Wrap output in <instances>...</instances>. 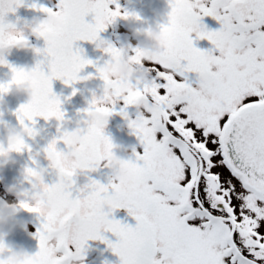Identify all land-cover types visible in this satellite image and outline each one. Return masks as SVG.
Listing matches in <instances>:
<instances>
[{
	"label": "snow or ice",
	"instance_id": "6c2138e0",
	"mask_svg": "<svg viewBox=\"0 0 264 264\" xmlns=\"http://www.w3.org/2000/svg\"><path fill=\"white\" fill-rule=\"evenodd\" d=\"M178 2L186 5L178 9L183 20L165 27L168 49L145 65L148 81L103 112L100 128L82 150L80 168L62 171L64 183L49 186L57 215L42 219L35 233L37 264L83 261L87 242L98 238L101 225L126 251L120 264H264V0H235L236 11L222 9L223 0ZM113 4L116 11H106ZM24 6V0H0V49L4 33L16 25L6 17ZM30 7L55 14L63 24L32 69L40 75L34 99L14 113L36 132L38 119L66 116L53 82L72 86L85 68L95 67L77 44H104L100 33L118 15L119 5L116 0H59L57 11ZM205 17L215 19L220 30L207 31ZM194 33L196 40L213 45L220 57L215 67L201 62L213 51L194 47ZM108 51L120 50L110 45ZM0 64H5L2 57ZM192 73L205 75L207 84L199 88L196 79L193 86ZM136 97L143 98L147 111L130 120L127 109ZM117 114L128 120L142 147V153L134 151V161L127 160L137 183L123 195L92 179L78 187V175L96 172L114 147L105 128ZM25 147L31 152L30 145ZM89 196L112 200L107 219L90 218L75 233L58 227L65 213ZM119 209L134 218V228L112 218Z\"/></svg>",
	"mask_w": 264,
	"mask_h": 264
},
{
	"label": "clouds",
	"instance_id": "9594fccd",
	"mask_svg": "<svg viewBox=\"0 0 264 264\" xmlns=\"http://www.w3.org/2000/svg\"><path fill=\"white\" fill-rule=\"evenodd\" d=\"M165 3L169 9L164 14L166 23L157 21L153 25H147L139 14L119 6L118 15L113 22L108 24L107 28L117 20L138 25L132 31V36L137 43L134 47L129 46L128 50H120L115 54L108 51L111 44L104 43L97 47L103 55L109 58L102 66L95 67V76H78L73 81L72 86L83 85L91 97L86 102V106L78 113L80 118L75 121L74 129L68 131V125L72 121L67 120L64 115L53 116L45 123L54 121L57 135L51 139L46 147L35 152L32 148L29 152L25 146L29 145V140L34 141L39 133L33 132L32 129L20 122L14 115L15 112L12 115L17 121L16 126L5 123L3 117L6 112L5 98L8 96L23 97L24 102L20 106L31 104L36 95L34 82L40 79V75L34 73L33 68L7 67L6 65L9 64L6 60V54L15 48L30 52L34 57H42L45 52L44 47L32 46L29 37H35L38 41L43 40L45 45L62 31L63 24L55 14H46L43 19H34L31 23H25L19 27L15 25L14 28L4 33V46L0 49V57L3 58L5 64H0V67L8 68L11 78L7 82L0 83V124H3L4 127L3 137L0 138V174L6 168L16 165L15 156L27 153L28 159L21 170L19 183L6 188L7 194L13 196L14 201L9 202L0 198V264H37L38 258L35 254H28L23 249H14L7 243L8 236L16 227L27 229L28 222L17 221L16 218L22 212L34 214L44 220L57 215V209L48 195L50 185L46 183V177L54 173L56 176L55 183L62 185L64 181L60 173L62 171L72 172L80 168L83 157L82 150L91 133L100 128L103 112L110 110V105L117 103L120 98L131 96L135 91V85L148 81L150 73L145 71V65L154 62L160 55L166 53L169 39L164 29L171 24L182 22L183 17L178 9L186 6L179 3L178 0H165ZM113 5H109L106 11H116ZM221 8L236 11L237 5L235 0H223ZM219 59V55L213 52H208L200 58L201 62L209 68L215 67ZM13 68L22 74L14 72ZM97 78L103 82V87L90 88V82ZM206 84L207 77L200 74L197 77V86L203 88ZM76 94L77 89L74 88L71 95L75 96ZM129 107L134 108L136 114L141 116L147 111L142 97L133 99ZM58 144H63L64 150H58ZM113 150L114 147L109 154L105 155L102 166L110 172L108 184L111 191L115 195H123L137 183V174L127 160L115 155ZM134 151L135 149L132 150L133 154ZM2 179L3 177L0 175V180ZM29 208H34L36 211L29 212ZM111 211L112 200L110 198L89 196L69 209L65 213V223L58 227H67L70 233H75L79 224L90 218L106 220ZM105 233H110V229L106 225H101L98 229V238L89 241L107 245V248L119 258V261L126 258V251L122 246L117 245L116 242L109 246L105 242ZM46 247L51 250L53 245L46 242ZM53 258H57L55 253ZM58 258L64 259L63 256ZM78 264H85V259Z\"/></svg>",
	"mask_w": 264,
	"mask_h": 264
},
{
	"label": "rangeland",
	"instance_id": "374dc122",
	"mask_svg": "<svg viewBox=\"0 0 264 264\" xmlns=\"http://www.w3.org/2000/svg\"><path fill=\"white\" fill-rule=\"evenodd\" d=\"M29 1L32 4L33 3L37 4L38 7L45 3V0H29ZM116 3L122 9H125L127 11H132V12L139 14L146 21L147 25H153L157 21L161 22V23H166V19L164 18V14L167 11H169V9L165 3V0H116ZM113 7H115V5H113ZM53 9L55 11L57 8L54 7ZM43 18H44V13L37 11L30 18L24 19V21L19 26H23L25 23H31L32 20H34V19H43ZM204 20H206L207 22H203L202 24L205 26L207 31H213L214 32V31L218 30L217 27L218 28L220 27V24L215 19H213L212 17H209V18L207 17ZM135 27H138V25L129 24V23L122 21V20H117L113 25H111L104 32H102V33L110 32L111 28H112L115 31L114 38H112L110 40V39H108V36L105 34L103 41L106 44L113 43L114 44L113 46L119 50H128L129 46L134 47L135 44L137 43V41L132 36V31ZM100 35H101V33H100ZM29 38H31L33 40V42H35L37 44V47L43 48L45 46L41 40L38 41L35 39V37H29ZM193 40H194V47H196L197 49H199L201 51H206V52L213 51V45L208 40H206V39L196 40L195 34H193ZM77 46L83 49L84 58L87 60L94 53L99 54V52H100L98 50L97 46L95 44H92V43L83 42V43L79 44V42H78ZM213 53L217 54L214 51H213ZM24 54L31 55L30 52H25V51L18 50L15 48L11 49V51L6 54L7 63L9 65H11L13 67H17V68L24 67V68L30 69V68L35 67V65L31 64L30 61H28V62L26 61ZM103 57L105 58V60H107L109 58L106 55H103ZM39 59H41V57H39ZM10 78H11V73H10L9 69L4 68V67H0V83L7 82V80H9ZM189 82L193 83V86H196L194 83L195 80H191ZM74 86L75 87H72L71 90H69V92H68L67 107H64V108L62 107L63 110L67 111V113L73 111L75 106H79V91H78L79 85H74ZM74 88L77 89V94L75 96H72L71 94H72ZM69 97H71V99H69ZM11 98L14 101L11 102L12 106H10V107H8L9 104L6 102L7 103L6 104V112H5V116L3 117V121L5 123L11 125V126H16L17 121H16L15 117H12V113L15 112L17 109L14 107L20 106L18 104L19 101L24 102V98L23 97L17 98L15 96H11ZM15 100H18V101H15ZM129 109L135 111V109L132 107H129ZM130 117H129V119H130ZM115 124L120 125L122 123L119 121ZM69 126L70 125H68V127ZM44 127H45V125H44L43 119H38L37 125H36L37 132L40 133L41 131H43ZM123 129H124L123 130L124 133L127 134L128 128L123 127ZM3 134H4V127H3V124H0V138L3 137ZM40 137L41 136H38V138L36 137V139L34 141L29 140L30 142H32L31 148L33 149V152L38 151V148H37L38 144L42 143V141H43ZM52 138H53V136H50L48 138V143L51 141ZM60 146L62 148H64L63 144H60ZM128 155L129 156L120 157L119 154H117V156L120 157L121 159H124V160H130L131 159L134 161V157L130 153H128ZM14 158L17 161L16 165L6 168L3 171V173L0 174L3 177V179L0 180V196L9 202L14 201V197L7 194L6 188L8 186L16 184V183L13 181L12 177H9L8 174L12 175L16 179L20 178V173H21L22 168L24 167V165L27 162L28 154L24 153L23 155L15 156ZM11 168L14 170L13 172L12 171L10 172ZM77 179H78V181H80V184L78 187L83 186L85 183L88 182L89 179L95 180L98 183L105 185V186H107L109 183V181H107V185H106V183L101 180V178L97 174V172L79 174ZM53 181H54L53 178H51V179L46 178V183H48L49 185L53 184L52 183ZM120 210H122V209H120ZM91 242L93 243L92 246H94L93 250H90L89 252L85 253V259L97 260L96 255H95L96 253H98V251H97L98 246L97 245H100L101 243L96 242V241H91ZM28 245L29 246H35L38 249V240L37 239L35 240V237H34V238L29 240ZM102 249H103V245H102ZM95 251H96V253H95ZM26 252L30 253L32 251L30 249H27ZM113 264H120V261H115V263H113Z\"/></svg>",
	"mask_w": 264,
	"mask_h": 264
},
{
	"label": "flooded vegetation",
	"instance_id": "af4514ba",
	"mask_svg": "<svg viewBox=\"0 0 264 264\" xmlns=\"http://www.w3.org/2000/svg\"><path fill=\"white\" fill-rule=\"evenodd\" d=\"M58 3H59V0H45V3L39 7L37 4H35V5L37 6V9L43 7V8H48V9H51L52 11H54L53 8L54 7L57 8ZM57 10H58V8L55 11H57ZM37 11L38 10H36L31 15L24 16L23 18L20 19L19 23L16 25L17 26L21 25V23L24 21V19L30 18ZM45 15L46 14L44 13V16ZM205 18H207V17H205ZM87 20H88V22H91L92 17L89 16L87 18ZM203 22H207V21L204 20V21H202V23ZM219 28L217 27L218 30L217 29L216 30L219 31L220 30ZM105 34L108 36V39L111 40L115 36V31L111 28L110 32L101 33V35H100L101 40L104 39ZM29 40H30L32 46L37 47V44L35 42H33V40L31 38H29ZM41 41H42V43H44L43 40H41ZM81 43H83V42H79V44H81ZM111 45H114V44L111 43ZM24 57L26 58L27 62L30 61V63L34 64V65L39 60V57L34 58V56L32 54L31 55L24 54ZM94 57H99L102 60V65L106 62V60L103 57V55L101 54V52H99V54L94 53L88 60H91ZM45 71H47L46 68H45ZM80 75L82 77L83 76H89V75L95 76L96 75L95 67L90 66V67L85 68V70ZM196 79H197V76L195 73L189 74V81L196 80ZM77 85H79V90H78L79 91V106H75L73 111L67 113L66 110H63V108L67 107V103H68L67 98H68L69 90H71V88L75 87V86L67 87L59 80L53 82V92L55 95L60 97V99L62 101V107H63L62 110L66 113L65 118L67 120L72 121V123L69 124L70 126L68 127V131H72L74 129L75 121L80 118L78 113L80 112L81 109H83L86 106V102L89 101L91 98L89 92L87 90H85L83 85H81V84H77ZM89 87L90 88H102L103 82L97 78L94 81L90 82ZM12 101H14V100H12L11 96H8L5 98V102H7L9 104L8 107L12 106V104H11ZM15 101H18V100H15ZM21 103H23V101L22 102L19 101L18 104L20 105ZM14 108H18V107H14ZM118 111H119V109H117V112ZM127 113H128V117L131 116L130 119L136 118V111L130 110L128 108ZM12 117H15V116L12 115ZM119 121L122 124L116 125L115 123H117ZM44 125H45V127L43 128V131H41L38 134V136H41L40 138L43 140L42 143L38 144V147H37L38 151H40L44 147H46V145L48 144V138L50 136L55 137L57 135V133L55 132L54 121L49 122V123H45V121H44ZM123 127L128 128L127 134L124 133ZM105 135L107 137H109L111 142L113 143V145H114L113 151H114L115 155L119 154L120 157H123V156H129L128 153H130L134 157V155L132 153L133 149H135V151L138 153H142V147L140 146L139 140L132 133V130L128 127V120H125L121 115L117 114V115H113L109 118L108 124L105 128ZM38 136H37V138H38ZM28 143L30 144V147H32V142L29 141ZM57 148H58V150H61V151L64 150V148H62L60 146V144L57 145ZM11 171L13 172L14 170L11 168L10 172ZM96 172L100 176L101 180L103 182H105L107 185V181L110 180L109 170H107L103 166H101L100 168L97 169ZM8 175H9V177L13 178V181L15 183H19L20 178L16 179L12 175H10V174H8ZM46 178H48V179L53 178L54 181L52 183H54L56 181V176L54 173L51 174L50 176H47ZM76 182H77V186H79L80 181H78L77 178H76ZM0 198H2V197L0 196ZM21 214L24 217V221L28 222L27 223V229L25 230L23 241L21 243L12 242V243H9V245L12 246L14 249H23L24 251H26L27 249H30L32 252H30L28 254L34 255L38 251V249L35 246H29L28 242L30 239L35 237V233H36L37 229L39 228L42 220H41V218H39L38 216H36L34 214H29L26 212H22ZM112 218L120 221L124 225H128V226L133 227V228L136 226V221L134 220V218H132L131 216L128 215L126 209L117 210L113 214ZM104 237H105V239L111 241L112 243L116 242V237L113 236L111 233H105ZM35 240H36V238H35ZM92 245H93V243L91 241H89L87 244L86 252L93 250L94 246H92ZM102 245H103V249H102ZM97 246H98L97 247L98 253H96V251H95V253H96L95 255H96L97 260L85 259V264H113V263H115V261H119V258L114 256L111 253V250L107 248V245L101 243L100 245H97Z\"/></svg>",
	"mask_w": 264,
	"mask_h": 264
},
{
	"label": "water",
	"instance_id": "95a60500",
	"mask_svg": "<svg viewBox=\"0 0 264 264\" xmlns=\"http://www.w3.org/2000/svg\"><path fill=\"white\" fill-rule=\"evenodd\" d=\"M24 3H25L24 7H20L19 9H17L15 14L10 13L6 17L7 22L18 24L22 17H24L25 15H31L34 13L35 10H33L30 7L32 5V3L29 0H24ZM30 44H31V42H30ZM91 61H93V64L95 65V67L102 66V60L99 57H94L91 59ZM16 220L17 221H24L23 215L20 213L19 216L16 218ZM24 232H25V230L22 227H16L11 232V234L8 236L7 243H10V242L21 243L23 241V238H24Z\"/></svg>",
	"mask_w": 264,
	"mask_h": 264
}]
</instances>
